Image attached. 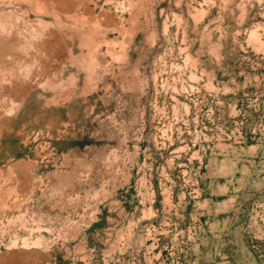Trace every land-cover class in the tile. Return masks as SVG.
<instances>
[{"label":"rangeland","instance_id":"obj_1","mask_svg":"<svg viewBox=\"0 0 264 264\" xmlns=\"http://www.w3.org/2000/svg\"><path fill=\"white\" fill-rule=\"evenodd\" d=\"M0 264H264V0H0Z\"/></svg>","mask_w":264,"mask_h":264}]
</instances>
